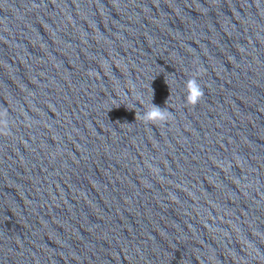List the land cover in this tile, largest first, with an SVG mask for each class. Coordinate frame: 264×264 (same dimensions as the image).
<instances>
[{"label": "clouds", "instance_id": "clouds-1", "mask_svg": "<svg viewBox=\"0 0 264 264\" xmlns=\"http://www.w3.org/2000/svg\"><path fill=\"white\" fill-rule=\"evenodd\" d=\"M186 102L195 106L203 97L204 92L201 85L197 82L196 78L189 79L186 82ZM7 111H0V132H8V122L6 120ZM170 116L169 112H166L159 108V106L153 104L151 111L145 116V121L157 124L168 120Z\"/></svg>", "mask_w": 264, "mask_h": 264}]
</instances>
